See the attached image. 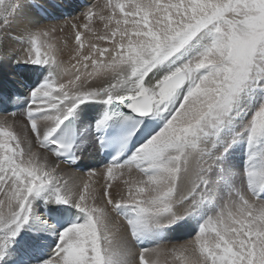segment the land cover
<instances>
[{"label": "snow or ice", "instance_id": "6c2138e0", "mask_svg": "<svg viewBox=\"0 0 264 264\" xmlns=\"http://www.w3.org/2000/svg\"><path fill=\"white\" fill-rule=\"evenodd\" d=\"M24 7L0 0V59L38 77L0 117V264H264V0H105L75 63Z\"/></svg>", "mask_w": 264, "mask_h": 264}, {"label": "bare ground", "instance_id": "6f19581e", "mask_svg": "<svg viewBox=\"0 0 264 264\" xmlns=\"http://www.w3.org/2000/svg\"><path fill=\"white\" fill-rule=\"evenodd\" d=\"M35 2L43 6V9H33L30 5ZM87 5L82 4L79 0H24L25 7L21 10L17 17L18 25H25L29 22H39L41 24H55L58 27H63L64 31L62 33L58 32L57 36L61 38L60 46L64 49L61 55V59L65 62L75 63V61H69L70 50L74 45V30L68 25L71 23L82 24L84 21L82 19H77L81 16V13L89 6L96 4L102 5L105 0H84ZM64 11L68 12V17L65 16ZM92 27L98 30H102V24L99 20H94ZM88 33L85 32L84 39L88 38ZM66 41L67 47H64V42ZM24 46L21 44H15L14 48H9L7 54L3 59H0V90L6 94H11L13 90H18L21 93L26 94V84L32 83L33 86L36 85L38 77L37 73L31 70L32 66H24L16 62V55H23L20 52ZM11 99H14V96L9 95ZM5 108L9 109L10 105H5ZM11 113V112H9ZM8 112L3 111L0 113V117L7 115ZM18 120H22L23 117L17 116ZM237 161H239L240 153L237 152ZM103 162L98 155V152L93 148L86 149L81 153L80 164L84 166V171H77L75 168L70 169L74 170L81 179H87V173L89 170H96L101 172L103 169ZM86 171V172H85ZM135 175V170L134 173ZM96 181L95 186L99 187L104 183L103 175H98L92 177ZM38 205V210L40 209ZM121 223H123L122 218ZM126 230V225H125ZM192 228L184 227L176 229L171 232L168 236V239L165 240L168 246L174 243H182L191 238ZM164 241V242H165ZM165 243V244H166ZM151 246V245H145ZM164 257H161V262L163 264Z\"/></svg>", "mask_w": 264, "mask_h": 264}, {"label": "rangeland", "instance_id": "374dc122", "mask_svg": "<svg viewBox=\"0 0 264 264\" xmlns=\"http://www.w3.org/2000/svg\"><path fill=\"white\" fill-rule=\"evenodd\" d=\"M166 243V241L164 242V244ZM165 246H168V244L166 243Z\"/></svg>", "mask_w": 264, "mask_h": 264}]
</instances>
